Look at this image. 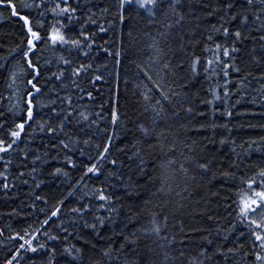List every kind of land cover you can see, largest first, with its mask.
Masks as SVG:
<instances>
[{
	"label": "trees",
	"instance_id": "16d2710c",
	"mask_svg": "<svg viewBox=\"0 0 264 264\" xmlns=\"http://www.w3.org/2000/svg\"><path fill=\"white\" fill-rule=\"evenodd\" d=\"M20 2L22 0H17V3ZM225 2L226 0H178V13L175 19H178L179 14L182 13L184 20L181 24H173L172 28L166 29L162 25H166L168 19L173 18L171 9L167 14L158 12L155 22L149 24L150 17L146 12L141 11L137 14L134 7L128 8L125 13L128 19L121 24L118 17L112 15L116 11L114 7L116 0H80L82 10L79 20L70 25L69 32L77 30L79 25L84 23L86 14H90L92 19L97 21L95 26L90 24L86 26L90 31L97 32L101 23L107 29L106 33H98L96 36L99 47H94L87 59L78 56L75 51H72L69 57V53L64 48H56L55 55L51 49L45 50L43 45L35 50L33 59L41 58L42 81L47 73L58 71L56 59L62 52L74 63H92L89 72L77 81L79 88L69 87L67 91L74 96L82 95L80 88L93 93L91 98L84 97L76 103L86 107L89 112L104 116L100 128H107L111 132L115 127L118 135L113 139L112 154L122 163H118L115 167L106 165L103 175L85 177L84 182L73 189L75 195L68 197V190L80 179L83 167L88 163V157L94 158L98 154L95 144H101L102 149L106 136L103 138L93 136L91 145H84V137L81 136L78 147L74 145L72 149L63 151L57 149L50 151L48 156L42 155L44 163H33L31 156L23 158L25 172L23 176L19 175L21 171L19 161L22 157L18 153H12L13 163L9 168V183L13 187L9 188L6 194L5 190L0 188V264L12 259L15 248L19 246L20 241L12 235L13 232L24 235L28 225H32V231L37 227H43L49 235H61L62 242L47 241V237L43 234H39L37 241H47L48 250L57 249L60 254L57 264H69L71 260L63 251L65 243L83 249V264L101 261L102 249L108 245H112L113 249H120L121 244L125 247L119 252H112L111 264H125L126 261L127 264H195L192 258L202 259V248L209 254L214 253L208 264H225L224 255L215 252V249L218 246L228 248L237 245L242 247L237 252L229 254L227 264H255V256L250 251L248 236L245 235L242 239L238 236V233L245 231V226L240 223L236 210L231 205V201L235 199L229 195L233 180L226 178L222 173L232 172L237 178L240 175L250 176L252 171L264 166V140L260 139L264 137V87H262L264 79L259 75L264 72V60L253 59V57H264V41L259 39L264 32L256 30L259 21L253 25L250 19V27L242 28L245 37L237 42L239 51L233 53L237 66L242 70L238 74L234 70L230 72L227 85L230 95L225 96L223 92L225 85L222 71L219 76L206 77L203 60L197 72L193 73L191 70L193 53L206 57L209 55L203 51L206 43L224 41L223 33H214L213 27L221 26L220 17L225 13L222 8L214 12L213 10L216 9L217 4ZM236 3L240 8L248 7L242 0H236ZM254 5L256 8L261 7L259 0H254ZM105 7L108 8L106 13L101 11ZM89 9L93 12L88 13ZM29 11L33 20L41 18L35 10H25L24 14H29ZM209 12L213 14L209 15ZM109 20H114L115 23H107ZM51 22L52 16L49 14L45 28H49ZM64 23L68 24V21L65 20ZM226 26H230L234 31L241 26L240 20L237 19ZM160 32H165L168 37L167 41L159 44L163 60H158L156 51L149 47L152 44V37L158 36ZM23 34L24 28L19 18L12 16L9 9L0 7V65H6L0 68V97H3L0 100V113L5 114L8 127H11L14 121L8 109L18 98L23 97L24 91L22 86L17 84V87H21V93L19 96H11L15 88L9 89L7 86L9 73L17 66L18 61L22 63L20 53L14 52L10 58H4L8 57L17 44L23 46L21 41ZM209 35H213L211 42L207 41ZM105 49H112L113 52L120 49L123 53L119 57L120 63L117 64V58ZM224 59L228 62L227 58ZM47 60H51L52 63L44 65L43 62ZM181 60L184 61L182 66H180ZM164 61H168L171 65L166 70L168 75L164 83L166 86L172 85L171 91L175 95L172 96V103L166 104V107L171 109L170 118L165 124L158 125L155 131L161 132L162 129H167L162 132V143L168 144L174 141L177 147L172 153H168L167 149H162L159 145H156L155 149L150 148L149 145L156 142L155 133L152 139H145L138 127L141 123L151 127L152 120L151 111H144L141 93L146 76L138 65L144 67L151 65L152 71L156 72ZM68 71L70 72V69ZM93 76L98 79L93 80ZM241 78L244 79L242 86L238 84ZM70 80L69 77L65 83L70 85ZM212 87L216 88L221 99L208 103L212 97V93L209 92ZM231 89L236 91L231 92ZM44 91L47 92L48 88ZM41 98L37 97V99ZM112 105H116L120 113V121L115 126L111 123ZM226 105L232 112L231 116L226 114ZM189 106L193 108L191 113L186 111ZM37 112V119H46L50 108H38ZM172 112L175 113L174 116ZM97 118L96 115L92 117L94 120ZM202 124H215L216 127H200L199 125ZM74 125L75 119L68 125L73 129L74 134L78 133L79 127H84L83 123L78 127ZM26 131L32 134L30 127ZM85 131L89 134L96 132V127L92 126L90 130L85 129ZM32 135V140L26 142L25 138L17 147L29 150L40 148L41 152L45 151L41 134ZM222 138L223 143H221ZM138 146L142 149V155L139 156L134 155ZM80 148L84 150L83 155L79 151ZM58 152L59 158L56 159ZM65 153L76 160L75 168L66 164L63 159ZM37 154L32 151V155ZM187 156H194L199 162L211 161L208 171L200 170L196 164L189 163H185V167L188 168L187 173L179 171L181 157ZM170 158H174L176 163L168 167L167 161ZM111 159L112 156L109 157V160ZM140 159L145 161L144 165H140ZM233 161L236 163L233 164ZM3 163L0 161V170ZM57 167L64 168L68 175L54 173L53 170ZM31 168L38 169L35 175L28 174L27 170ZM109 170L120 175L108 180ZM12 176L16 179L12 180ZM164 176H167V182L162 191H157L161 188V180ZM37 181L42 182L39 188L36 187ZM102 181L108 187V191L118 199L110 204V207L115 208L116 211L103 225H100L93 220L96 214L95 200L86 196L84 202H91L93 211L88 212L85 219L89 225L97 223L98 232L85 228L82 222L72 224L66 211L61 213L59 219H52L49 225L41 224L61 197L67 198L65 209L72 208L79 203L81 195H86L87 191L94 185L101 184ZM125 184L130 187L135 185L136 191L130 193L124 187ZM138 193L139 198H137ZM40 196L46 197V201L38 200L37 197ZM41 209L44 211L41 212ZM153 213L161 221L164 215L169 217L167 232L162 235H166L169 239L174 237V243L168 246L159 245L154 235H139L125 241V237L130 233L149 226ZM99 214L109 216L105 209H100ZM61 220L65 221L64 227L68 228L67 233H61L55 227ZM234 220L237 221L235 225ZM73 228L76 231H73ZM65 234L68 236L67 240L63 239ZM205 237L207 239H204ZM208 240H211V244ZM182 251L183 256H181ZM244 253L249 254L245 256ZM18 258L20 264H32L33 261L35 264H47L48 255L47 251L38 250L37 253L25 251Z\"/></svg>",
	"mask_w": 264,
	"mask_h": 264
},
{
	"label": "snow or ice",
	"instance_id": "6c2138e0",
	"mask_svg": "<svg viewBox=\"0 0 264 264\" xmlns=\"http://www.w3.org/2000/svg\"><path fill=\"white\" fill-rule=\"evenodd\" d=\"M246 4L247 8H240L236 0H226L223 4H217L216 9H223L225 15L220 17L221 26L213 27V32H222L224 41L223 42H213L206 43L204 47V52L208 53L206 57L192 54L191 61V70L193 73L198 71V66L201 64L202 60L204 63V73L207 76L211 75H222L224 77L223 83L225 87L223 92L225 96L230 95V89L227 87L229 83V75L231 71H235L237 74L241 72L242 68L238 67L236 60L233 56L234 52H238L237 42L245 37V33L242 31V28H249V21L251 19L252 24L255 25L259 21V26L256 29L257 31L264 32V0H259L261 7L256 8L254 5V0H242ZM75 5V6H74ZM178 0H116L114 7L116 11L112 13L114 17H118L121 24L125 23L128 17L125 15L128 8H135L137 14L141 11L146 12L150 17L148 23L152 24L155 22V17L158 12H163L165 14L168 11L172 10L173 18L168 19L166 25H162L166 29L173 27V24L179 25L184 20L182 13L179 14V18L175 19V16L178 13ZM0 7L10 10V14L14 17L19 18L23 24L24 34L21 36V44H17L12 48L11 52L8 54V59L11 57L12 53L19 52L21 55V60L17 62V66L12 69L8 75V88H15V92L11 93V96H19L21 93V87H17V84H20L23 88L24 95L23 97L18 98L8 109V112L13 115L14 121L11 127H8V121L5 119V114L0 113V161H3L2 170H0V188L7 190L13 187L9 183L10 165L13 163L12 153H18L22 159L19 161L21 171L20 176L25 174L24 172V159L31 156L32 162L44 163L42 160L43 156H48L50 151H56L57 149L63 151L72 149L73 146H79L81 136L84 137L83 144L91 145L93 144V136H100L103 138L107 137L106 141L103 142L101 149V144H95V150L98 153L94 158L88 157V163L83 167V172L79 180L76 181V184L68 190V197L74 196L75 192L73 189H76L77 186L81 185L85 177L98 176L104 174V167L110 164L112 167H115L118 161L115 156L112 154V143L113 139L118 133L113 127V131L109 132L107 128H100L99 125L104 119L100 113H92L87 110L86 107L82 106L76 101L83 100L84 97L91 98L93 93L87 91L86 89L80 88L81 96H74L69 94L67 89L79 88L77 81L87 74L92 67V63H74L70 57L72 51H75L78 56H82L83 59H87L88 55L91 53V50L94 47H99L96 42V36L98 33H106L107 29L101 23L97 32L90 31L87 25L95 26L97 21L92 19L90 14H86V18L83 24L79 25V28L75 31L69 32V27L72 23L79 20V14L81 12L80 0H22V2L17 3V0H0ZM236 8V11L233 9ZM25 10H35L38 12L40 19L33 20L31 17L30 11L29 14H24ZM102 12H108V8L105 7L101 9ZM93 10L89 9L88 13H92ZM213 12H209V15H212ZM51 14L52 22L49 28H45L46 18ZM59 18V19H57ZM167 18V17H166ZM240 20V27L235 28L233 31L230 26L231 22ZM67 20L68 24H65L64 21ZM109 24L115 23L114 20L107 21ZM42 31L44 34H42ZM231 37V42L229 38ZM168 37L165 32H160L158 36L152 37V44L149 47L153 48L157 53V59L163 60L161 56V49L159 44L161 42L167 41ZM261 41H264V35L259 37ZM207 41H213V35L207 37ZM107 43V41H105ZM43 45L45 50L51 49L53 55H55L56 48H64L68 53L69 57H66L62 52L56 59V64L58 71L49 72L45 76L44 80H41V75L43 68L41 66L40 57L35 56V50L39 46ZM183 47V46H181ZM109 54L114 55L117 58V64L120 63L119 57L123 55L120 49H116L114 52L112 49H105ZM228 59V62H225V59ZM253 59L264 60V57H253ZM44 65H50L51 60L43 62ZM184 63L183 60L180 61V66ZM63 65L62 67L60 65ZM6 65H0V68H4ZM139 68H142L145 72L146 82L143 85V91L141 93L142 102L144 104V111H151L152 120L151 127L145 126L144 123H141L138 127L145 139H152L153 133L157 137L155 144L149 145L150 148L155 149L156 145H159L162 149H167L168 153H172L176 150V143L173 141L168 144L162 143V132L167 130L162 129L161 132H156L155 129L158 125L165 124V122L170 118L169 113L171 109L166 107V104L172 103V96L175 95L171 91L172 85H165L164 80L167 78V69L171 67L168 61H164L161 67L153 72L151 65L144 67L143 65H138ZM70 69V72L68 71ZM162 73V75H161ZM250 75V73H246ZM260 77L264 79V72H261ZM71 78L70 85L65 83L68 78ZM93 80H97L98 77L93 76ZM52 82L51 84L49 82ZM149 84L151 87H149ZM239 85H244V79L241 78L238 81ZM59 85V86H57ZM264 87V86H262ZM45 88H48V91L45 92ZM236 89H231V92H235ZM209 92L212 93L211 100L208 103H211L212 100L221 99L220 94L216 91L215 87L209 89ZM243 95V93H241ZM37 97H42L37 99ZM3 97H0L2 100ZM204 103V101H201ZM75 104V106H74ZM118 104V100H117ZM50 108L48 117L46 119L41 118L37 119V109L38 108ZM187 112L191 113L193 108L189 106L186 109ZM215 111V109H214ZM226 114L231 116L232 112L228 110L226 105L225 107ZM93 115H96L97 119H92ZM174 116L175 113L172 112ZM203 115V113H201ZM75 119L76 127L80 126L82 123L84 127H79L78 133L74 134L73 129L69 128L68 125L73 122ZM120 121V113L116 105H112L111 110V123L113 126L117 125ZM34 122V123H33ZM92 126L96 127V132L85 131V129H91ZM200 127H212L215 128L216 125H199ZM31 128L32 134L40 133L41 140L45 144L46 150L41 152L40 148L29 149H19L17 147L18 143L21 140H32L33 135L29 134L26 130ZM67 129V130H66ZM47 137V139H45ZM264 140V137L260 138ZM58 141V143H57ZM223 138L221 143H223ZM251 147V144L249 145ZM75 150V149H73ZM32 151L38 153L37 155H32ZM79 151L81 154H84L83 148H80ZM134 155H142L141 147L136 148ZM112 156V159L109 160V157ZM7 157V160H5ZM56 159L59 158V152ZM67 165H71L73 168L76 167L77 162L73 159L72 156L65 153L63 157ZM202 159V158H200ZM145 161L140 159V165H144ZM176 163L174 158H170L167 161V166L171 167ZM185 163L196 164L197 168L205 172L208 171L211 161L199 162L198 158L194 156L181 157L179 164V171L183 173L188 172V168L185 167ZM236 162L233 161V164ZM38 169L31 168L27 172L29 175H35ZM54 173H63L65 176L68 175L67 171L64 168L57 167L53 170ZM120 175L118 172L109 170L107 174V179L110 180L113 176ZM226 178H231L233 180L232 189L230 190L229 195L235 197L231 201V205L236 210V216L241 224L245 226V231L238 233V236L242 239L245 235L248 236L249 242L251 245L250 251L254 253L255 264H264V166L259 167L257 170L252 171L250 176L240 175L238 178L235 173L224 172L222 173ZM12 180H15L16 177L12 176ZM123 179V176H121ZM167 176H164L161 180V188L157 191H162L164 184L167 182ZM238 181V182H237ZM28 183V181H24ZM41 181H37L36 187L39 188ZM124 187L129 190V192L136 191V186L132 185L131 187L128 184H125ZM92 197L95 200V216L93 217L94 221H97L100 225H103L106 220H108L113 212L116 211L115 208L110 207V204L114 202L117 197L108 191V187L102 181L99 185H94L93 188L86 192V195H81L79 197V203L72 208L65 209L64 205L67 202L66 197H61V200L52 208L49 212V215L44 218L41 222L43 226H47L52 222V219H59L62 212L67 213L69 220L72 224L77 222H82L85 228H91L93 232H98L97 223L88 224L85 216L88 212L93 211V204L91 202L85 203V198ZM139 198V193L137 194ZM38 200L46 201V197L40 196L37 197ZM82 204V206H80ZM35 205H33L34 207ZM100 209H105L108 211L109 216L105 217L100 215ZM13 211H15L13 209ZM41 212L44 209L40 210ZM135 218V214H133ZM169 217L167 215L163 216V221L153 213L151 215V220L149 226L141 227L139 230L130 233L125 237V241H128L130 238L138 237L139 235H154L159 242V245L168 246L174 243V237L169 239L166 235L162 233L167 232ZM237 221H233L235 225ZM65 221L61 220L59 224L55 225L61 233H67L68 228L64 227ZM71 227V224L69 225ZM181 227L183 225L181 224ZM32 225H28L25 234L22 235L20 232H13V236L18 238L20 241L19 246L15 248V252L12 254L13 258L6 260L5 264H20L19 256L23 255L25 251L30 253H37L40 251H47V264H57L58 256L60 255L57 252L56 248H51L48 250L47 241H61V235H49L48 232H45L43 227H37L34 231L31 230ZM76 231L75 228L72 229ZM192 231H196L192 229ZM39 234H43L47 237L45 242H37L39 240ZM84 239V237H80ZM64 240L68 239V236L65 234L63 237ZM204 239H207L205 237ZM62 242V241H61ZM134 242V241H133ZM208 243L211 244V240H208ZM95 247V245L93 246ZM125 247L124 244L120 245V249H113L112 245L102 249V260L93 261L92 264H111L113 259V251H121ZM242 245H237L236 247L224 248L218 246L215 249V252L221 253L224 255L225 264L229 258V254L235 253L239 250ZM64 253L71 258L69 264H83V249L76 247L75 245L69 246L67 243L64 244ZM201 253L203 258L196 260L193 257L195 264H208V261L211 259L213 254H209L206 249L202 248ZM249 253H244L247 256ZM184 255V252H181V256ZM35 264V261L32 262ZM127 264V261L125 262Z\"/></svg>",
	"mask_w": 264,
	"mask_h": 264
}]
</instances>
